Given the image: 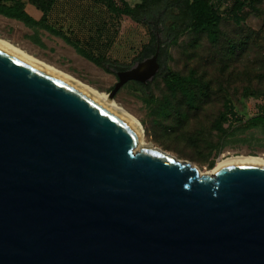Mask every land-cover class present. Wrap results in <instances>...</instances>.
<instances>
[{"label":"water","instance_id":"1","mask_svg":"<svg viewBox=\"0 0 264 264\" xmlns=\"http://www.w3.org/2000/svg\"><path fill=\"white\" fill-rule=\"evenodd\" d=\"M118 70L110 97L157 69ZM0 48V264H264V163L201 173Z\"/></svg>","mask_w":264,"mask_h":264},{"label":"rangeland","instance_id":"2","mask_svg":"<svg viewBox=\"0 0 264 264\" xmlns=\"http://www.w3.org/2000/svg\"><path fill=\"white\" fill-rule=\"evenodd\" d=\"M21 1L34 18L41 15L29 0ZM127 1L133 6L142 0ZM243 16L239 24L222 18L214 40L187 29L172 43L167 28L176 27L177 21L166 19L156 36L155 73L139 84L126 81L111 96L140 124L146 144L189 161L201 173L226 157L264 158V129L246 125L264 109V1L244 8ZM45 22L100 56V64L80 55L60 36L1 14L0 38L106 94L117 81L118 70L150 58L157 48L149 44V27L113 11L103 0H53ZM163 65L191 77L196 89L192 104L179 90L167 88L159 73ZM228 102L235 116L226 113Z\"/></svg>","mask_w":264,"mask_h":264},{"label":"trees","instance_id":"3","mask_svg":"<svg viewBox=\"0 0 264 264\" xmlns=\"http://www.w3.org/2000/svg\"><path fill=\"white\" fill-rule=\"evenodd\" d=\"M0 0V14L6 17L21 21L24 25L36 28L42 27L47 31L60 36L67 43L71 44L75 50L85 58L100 64L101 57L96 56L88 50H85L78 42L68 38L61 30L45 22V15L53 0H29L41 12L37 19L30 15L21 0ZM113 11L125 14L137 22H142L149 27V44L157 47V33L162 31L160 25H164L166 19L176 20L177 25L174 28H167L168 43H172L180 34L187 29H193L204 32L211 40L216 39L218 25L222 18H230L236 24H239L244 18V8L251 7L263 0H142L131 6L127 0H103ZM176 8V13L170 11ZM167 27V26H166ZM148 45V44H147ZM148 46H144L146 51ZM144 51V50H143ZM155 51V50H154ZM104 61V59H103ZM159 73L163 75L167 88L171 91L179 90L185 97L188 104H192L196 89L192 87L190 76H182L171 70L165 65L162 66ZM134 84L138 81L132 80ZM200 88V87H198ZM201 89H203L201 87ZM226 113L235 116L232 103L228 102ZM225 119V114H222ZM248 127H262L264 129V109L249 117L246 121Z\"/></svg>","mask_w":264,"mask_h":264},{"label":"bare ground","instance_id":"4","mask_svg":"<svg viewBox=\"0 0 264 264\" xmlns=\"http://www.w3.org/2000/svg\"><path fill=\"white\" fill-rule=\"evenodd\" d=\"M0 48L11 53L14 56H17L21 60L26 63L43 70L67 83L72 85L73 87L80 90L82 93L87 95L90 99H92L95 103H97L100 107H102L105 111L111 113L115 117L119 118L123 122L127 123L138 133V142L141 145H147L144 141L143 132L140 124L135 120L132 116H130L127 112H125L120 106L116 105V103L111 99L109 94L105 92L98 91L97 89L88 86L85 83L73 78L72 76L48 65L37 58L31 56L24 50L15 46L8 40L4 38H0ZM234 162H251V163H264V158L261 156H253V155H237L233 157H226L216 163V165L209 171L208 173H212L216 168L221 165L230 164Z\"/></svg>","mask_w":264,"mask_h":264},{"label":"crops","instance_id":"5","mask_svg":"<svg viewBox=\"0 0 264 264\" xmlns=\"http://www.w3.org/2000/svg\"><path fill=\"white\" fill-rule=\"evenodd\" d=\"M26 9H27V8H25V10H26ZM36 9H37V8H36ZM37 10H38V9H37ZM26 11H27V10H26ZM34 11H35V10H34ZM38 11H39V10H38ZM40 16H41V15H40ZM40 16H39V17H40ZM39 17H38V18H39ZM35 18H36V17H35ZM38 18H37V19H38Z\"/></svg>","mask_w":264,"mask_h":264},{"label":"built area","instance_id":"6","mask_svg":"<svg viewBox=\"0 0 264 264\" xmlns=\"http://www.w3.org/2000/svg\"><path fill=\"white\" fill-rule=\"evenodd\" d=\"M264 1V0H263Z\"/></svg>","mask_w":264,"mask_h":264}]
</instances>
